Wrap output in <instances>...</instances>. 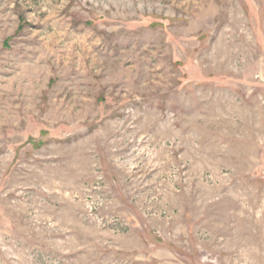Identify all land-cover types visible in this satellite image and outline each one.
Instances as JSON below:
<instances>
[{"label": "rangeland", "instance_id": "rangeland-1", "mask_svg": "<svg viewBox=\"0 0 264 264\" xmlns=\"http://www.w3.org/2000/svg\"><path fill=\"white\" fill-rule=\"evenodd\" d=\"M0 264H264V0H0Z\"/></svg>", "mask_w": 264, "mask_h": 264}]
</instances>
